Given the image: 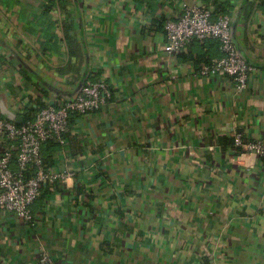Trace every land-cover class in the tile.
<instances>
[{
	"label": "crops",
	"instance_id": "1",
	"mask_svg": "<svg viewBox=\"0 0 264 264\" xmlns=\"http://www.w3.org/2000/svg\"><path fill=\"white\" fill-rule=\"evenodd\" d=\"M48 1L0 0V113L26 120L43 85L71 89L57 71L69 53L57 9L43 13ZM225 1L253 67L242 91L225 74H201L221 56L217 42L164 51V19L182 3ZM69 9L81 72L103 79L111 97L70 116L64 145L43 147L45 168L72 176L43 186L31 223L0 212V264L42 255L54 264H264V162L234 146L237 135L264 138V0H73Z\"/></svg>",
	"mask_w": 264,
	"mask_h": 264
},
{
	"label": "built area",
	"instance_id": "2",
	"mask_svg": "<svg viewBox=\"0 0 264 264\" xmlns=\"http://www.w3.org/2000/svg\"><path fill=\"white\" fill-rule=\"evenodd\" d=\"M163 30L167 54L180 53L195 39L216 41L221 56L201 66V74L222 73L233 80L238 90L247 87L253 67L241 56L233 40L228 15L214 19L211 7L182 3L176 15L164 19ZM16 57L6 58L17 68ZM110 97L108 84L98 78L81 87L71 98L45 101L44 106L21 124L4 118L0 113V212L32 222L31 206L40 198L43 186L72 176L71 173H53L45 168L42 158L44 145L48 141L64 145L70 116L97 111ZM234 146L245 153L255 154L264 162V138L243 141L237 135ZM35 264L54 263L47 255H42Z\"/></svg>",
	"mask_w": 264,
	"mask_h": 264
},
{
	"label": "trees",
	"instance_id": "3",
	"mask_svg": "<svg viewBox=\"0 0 264 264\" xmlns=\"http://www.w3.org/2000/svg\"><path fill=\"white\" fill-rule=\"evenodd\" d=\"M69 4H73V0H49L43 9V13L47 15L53 9H57L58 14L61 16L60 29L63 34V43L65 44L66 51H68L69 56L67 57L66 63L62 65L57 71L61 75H65L67 79V86L71 89L64 90L60 88H55L49 85H43L44 88H41L38 91L37 99L35 100L36 107L39 109L44 106V102L42 101L44 98H47L49 94H54L58 97V100L63 98L71 97L75 93H77L81 87L87 85L91 82L89 75L86 72H81V68L84 62V48L81 42L76 41L73 37L69 35V31L73 30V22H69L66 20L70 16ZM212 13L213 18H217L218 16L228 15L231 19L233 13V7H231L229 1H225L223 3L212 4ZM197 43H201L207 40H198L195 39ZM193 41V42H194ZM213 41V40H212ZM216 42V41H215ZM210 61L207 59L205 62ZM34 110H30L27 115V119H30ZM44 147H48V150L54 149L56 144L52 141H48ZM240 149V148H239ZM49 157L45 158L44 163Z\"/></svg>",
	"mask_w": 264,
	"mask_h": 264
},
{
	"label": "water",
	"instance_id": "4",
	"mask_svg": "<svg viewBox=\"0 0 264 264\" xmlns=\"http://www.w3.org/2000/svg\"><path fill=\"white\" fill-rule=\"evenodd\" d=\"M231 33H232V31H231ZM232 37H233V36H232ZM75 94H76V93H75ZM1 115H2L4 118H6V119H8V120H11V121H14V122L17 123V124L22 123V121L24 120L23 117L15 116L14 114H11V113H9L8 111H6V110H4V109L1 111Z\"/></svg>",
	"mask_w": 264,
	"mask_h": 264
}]
</instances>
